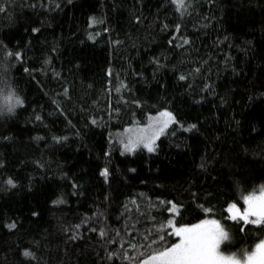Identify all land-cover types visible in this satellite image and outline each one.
Returning <instances> with one entry per match:
<instances>
[{"label": "trees", "instance_id": "trees-1", "mask_svg": "<svg viewBox=\"0 0 264 264\" xmlns=\"http://www.w3.org/2000/svg\"><path fill=\"white\" fill-rule=\"evenodd\" d=\"M182 5L0 0V264H144L209 219L225 254L264 240L238 216L264 188V0ZM160 112L154 151L122 152Z\"/></svg>", "mask_w": 264, "mask_h": 264}, {"label": "snow or ice", "instance_id": "snow-or-ice-1", "mask_svg": "<svg viewBox=\"0 0 264 264\" xmlns=\"http://www.w3.org/2000/svg\"><path fill=\"white\" fill-rule=\"evenodd\" d=\"M174 2L183 6L182 0H174ZM16 58L19 59V54H17ZM11 100V93L4 97V102L9 105V111H12V107H14L11 104ZM20 103L22 101L17 98L15 104ZM161 117H166L167 119L157 120L160 125L157 130H154L151 135L138 137L134 141L130 139L125 144L126 150L132 151L137 145L143 144L149 152L154 151L153 144L155 139L163 133L170 122H174L171 113H161ZM193 127L195 126L193 125ZM102 174L106 175V172ZM244 201L247 204V208L239 216V219L244 220L245 223L257 225L264 223V191L259 196L254 194L245 196ZM235 208L236 206L232 205L229 210L232 211ZM173 209H175V205H173ZM249 217H255V219L249 220ZM231 218L237 219V216L233 215ZM174 234L180 238L179 242L160 251L157 255L151 256L152 262H155V264H239V261L226 258L219 253L220 243L222 240L228 239V234L217 221H203L190 227H179L175 229ZM25 255H30V253L26 252ZM247 262L248 264H264V242L256 245V251L247 257ZM145 264H148V262L146 261Z\"/></svg>", "mask_w": 264, "mask_h": 264}, {"label": "rangeland", "instance_id": "rangeland-1", "mask_svg": "<svg viewBox=\"0 0 264 264\" xmlns=\"http://www.w3.org/2000/svg\"><path fill=\"white\" fill-rule=\"evenodd\" d=\"M161 113H164V112H160V113H157V114H153V115H151V116H149V118H148V120H147V122L145 123V124H142V125H132V126H130V127H127V128H125L124 130H122V131H119V132H117V133H115V139H116V141L119 143V146H120V149H121V151L122 152H125V153H132V152H134V151H136V150H138V149H143L144 151H146V152H149L148 151V149L146 148V147H144L143 146V144H139V145H137L135 148H134V150H132V151H128V150H126V148H125V144H127L128 142H129V140L131 139V140H136L138 137H141V136H147V135H151L152 134V132L154 131V130H157L159 127H160V125L157 123V120L159 119V120H165V119H167L166 117H161ZM167 113H169V112H167ZM172 115V114H171ZM173 117V116H172ZM173 122H170L169 124H168V126L164 129V131L172 124ZM146 130V131H145ZM163 131V132H164ZM162 134V133H161ZM161 134L158 136V138L161 136ZM158 138H156L155 139V142H154V144H153V147L155 146V143H156V141H157V139ZM152 152V151H151ZM150 153V152H149ZM262 191H264V188H262L261 190H259L257 193H255L254 195H256V196H259L260 194H261V192ZM253 195V194H252ZM174 205V204H173ZM173 205L171 206V213H173V214H176V211H177V207H176V205H175V209H173ZM232 206V205H231ZM231 206H229V208H228V211L229 212H238L239 211V209L237 208V206H236V208L235 209H233L232 211H230L229 209L231 208ZM247 208V204L245 203V201H244V208H243V210H242V213H239L238 214V216H240L241 214H243V212H244V210ZM249 220H252V219H255V217H249L248 218ZM205 221H211L210 219L209 220H205ZM244 221V220H243ZM203 222V221H202ZM202 222H200V223H202ZM200 223H198V224H200ZM255 225H257V224H255ZM171 227H172V233L174 234L175 233V229L176 228H179V227H174L173 226V224H171ZM183 227H185V226H183ZM187 227H190V226H187ZM175 235V234H174ZM176 236V235H175ZM177 237V236H176ZM178 238V241L176 242V243H178L179 242V237H177ZM223 241L224 240H222L221 241V243H220V246H219V253L222 255V256H224V257H226V258H232V259H234V260H236V261H239V264H248V262H247V257L249 256V255H251L253 252H255L256 251V245H255V247L251 250V251H249L246 255H245V257L244 258H239V257H237V256H235V255H233V254H225V253H223L221 250H220V248H221V244L223 243ZM262 242H264V240L263 241H261L260 243H262ZM260 243H258V244H260ZM257 244V245H258ZM145 264V263H144ZM148 264H155V262H152L151 261V259L148 261Z\"/></svg>", "mask_w": 264, "mask_h": 264}]
</instances>
